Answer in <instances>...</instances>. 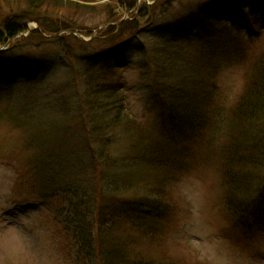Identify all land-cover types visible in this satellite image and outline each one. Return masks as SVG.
I'll return each mask as SVG.
<instances>
[{
  "label": "rangeland",
  "instance_id": "374dc122",
  "mask_svg": "<svg viewBox=\"0 0 264 264\" xmlns=\"http://www.w3.org/2000/svg\"><path fill=\"white\" fill-rule=\"evenodd\" d=\"M40 1L35 7L37 14L40 15V21L42 18L55 28H61L62 38L69 36V32H74L75 36L79 34L82 38L84 37V39L80 37L79 40L89 44L86 50L91 59L95 57V53L102 54L101 52L109 47V43L104 41L114 36L103 35L100 32L107 30L110 24L116 25L115 33L122 31L121 39H118L120 41L138 35L133 38L136 49L114 52L107 62L102 64L96 59V63L100 65L97 64L98 72L106 74L105 77H108L106 79L123 80L131 87L127 107L135 117L143 119V123H137V126L133 128L125 125L114 126L110 130L113 135V142L110 145L112 156L117 158V160L113 159L115 164L111 168L105 162H101L96 170L88 157L84 159L78 157L77 165L73 163L75 167L62 171L63 176L65 173L67 175L62 176L64 180L61 185L67 183L72 187L68 186L69 189L56 191L53 186L54 178L48 186L42 184L41 178L35 173L33 164L39 159L43 160L45 154L34 157L36 145L34 148L28 147V143L30 145L32 141H35L31 132L16 128L10 120L17 116V121L21 125L27 120L31 123L36 119L35 123H40L39 126L42 129H47L50 123L60 121L61 118L65 122L77 120L81 116L76 107L78 101L84 102L89 90L96 93L92 79L84 76V71L91 68L89 60L85 58L77 60L72 51H69L71 55L69 56L58 42L52 41L51 35L45 33L42 35L44 40L28 35L23 36L24 39H18L19 48L12 45L9 52L0 56V59L11 62L12 60L23 62L30 60L44 63L49 69V77L42 81V84L16 82L15 85H11L5 80H0V264H72L71 254H76L80 245H77L75 241L72 245L73 242L68 239L69 234L64 235L67 226L60 222L61 216H66V212L72 210V205L80 208L78 204L81 203V196L89 198L95 195L98 200L100 195L102 197L106 194L111 195L110 186L107 185L105 188L103 180H98V177H101L100 174L102 176L109 174L110 177L124 174L121 173L122 169H118L120 165L128 167L129 170L128 175L122 179V182L126 184L117 190V196L112 194L111 198H107V204L103 201L101 214L94 215V232L88 242L95 247L91 251V256L89 251L84 250V256L80 259L82 264H91L92 259L100 260L99 249L102 245L98 243L103 241V235L100 233L107 229L110 231L111 226L104 222L105 214H111V212L118 215V220L116 222L115 219L113 220L115 223L113 232H119V234L114 237L128 240L124 243L126 253L139 254L145 259L173 260L177 264H264L263 237L254 236L251 245H247L234 241L227 234L230 223L225 218V212L220 204L221 170L217 167L219 157H216L217 152H220L219 147L223 145V142L219 141L220 138L215 139L213 135L209 140L204 137L198 138L200 140L196 142L194 139L188 140L186 142L188 149H179L183 158L180 163L178 162L180 160L175 163L174 174L168 173L170 179L163 171L160 178L162 181L158 180L157 173L147 166L148 152L158 144L163 146L167 144L163 136L165 122L163 118L166 113L151 91L152 77L146 72L145 64L148 63L152 65L151 67L155 64L137 50L141 47L140 41L142 39L141 42L148 47L149 51H153L156 47L160 50L164 39L175 37L174 34L161 32L160 27L163 23L174 21L177 19L175 16L178 12L189 9L190 6L199 7L203 3L215 0H178L180 2L174 5L171 12H160L152 24L141 21L139 25L142 31L140 32L128 27L127 22L132 20L135 13L121 4V1L126 4L127 0ZM147 1L152 3L151 0ZM162 1L160 0L158 5H161ZM130 2L141 6L144 0H130ZM30 6H32L31 0H0V24L4 18H11L29 9ZM229 9V7L226 8L224 14L219 15L220 12L217 14V18L222 19L223 24L225 20L227 23L228 18H231ZM158 10L159 7L156 11ZM255 18L262 28L259 33L255 34L254 31L250 36L233 35V37L242 39L244 44H248L247 47L251 53L258 54V51H264V8L255 11ZM40 21L30 22L29 30L42 32L43 24ZM257 27L255 22L254 30H257ZM237 30L236 26L228 29L232 33ZM222 32L227 34V30L223 28ZM114 42L117 40L110 44ZM224 43H227V36ZM179 44L184 46L183 51L192 63L203 67L212 63V53L207 48L209 43L206 40L184 36L179 39ZM60 55L66 58V63L59 64L65 60L63 58L61 61ZM84 57L88 58L86 55ZM111 63L113 65L123 63L127 68L122 71L115 70V72L107 70L105 67ZM227 66L228 64H225L222 67L225 69ZM244 73V67L233 65L220 75L219 84L223 95L218 102L222 109L232 106L235 99L242 93L246 82ZM48 92L55 94V99L60 96L67 98L70 106L66 109L62 108L64 111L59 107L50 111L49 104L53 101L47 98L50 96ZM24 103L39 107L30 108V112L25 113ZM63 119L61 121L65 123ZM36 129L38 127L34 125L31 128V130ZM215 137H218L217 133ZM223 140L226 141V139ZM52 141L44 147L48 152H51V147H53L51 149L55 148L51 144ZM81 151L84 157V151ZM32 154V161H28ZM139 158L143 160L142 164L135 163ZM52 165L56 169L55 164L52 163ZM129 166L133 169H129ZM112 184L115 183L112 182ZM152 185L155 189H149ZM152 190L155 193L160 190L162 195L166 192L164 201L166 205H171L172 226H166V219L162 224L158 213L146 215L147 207L144 206L143 199L149 197ZM156 197L153 194L151 199ZM149 210L147 209L148 212ZM67 217L70 216L67 214ZM102 223L103 226L98 233L97 229ZM141 227H144V231L153 229L156 233L151 243L144 242L142 236H145V233L139 235ZM135 237L136 240L130 241ZM134 255L131 257H135Z\"/></svg>",
  "mask_w": 264,
  "mask_h": 264
},
{
  "label": "trees",
  "instance_id": "16d2710c",
  "mask_svg": "<svg viewBox=\"0 0 264 264\" xmlns=\"http://www.w3.org/2000/svg\"><path fill=\"white\" fill-rule=\"evenodd\" d=\"M38 2L41 1L31 0L32 6L29 9L1 21L0 45H5L10 40L27 34L29 32L28 24L33 21H40V15L35 10ZM125 2L131 4L130 0ZM258 2L259 4H256ZM263 2L264 0H215L203 3L195 9H184L175 16L177 19L167 21L160 27L163 34H174L173 39H164L160 50L156 47L153 51H149L146 45H142L138 49L140 54L149 57L155 64L151 67L152 65L146 63V72L152 77L150 81L151 91L166 113L165 118H163L165 121L163 136L166 138L165 143L167 142V144L164 146L158 144L148 152L147 166L153 168L157 173L158 180L162 181L160 178H162L161 172L163 171L170 179L168 173L174 174L175 163L178 160L180 163L183 158L179 149H188L186 144L188 140L194 139L196 142L203 137L209 140L213 135L215 139L220 138L219 141L223 142V145L219 147L220 152H217L216 157H219L217 167L221 170L219 188L222 195L220 204L225 212V218L230 223L227 234L234 241L247 245H251L254 236L264 238V51H258V54L251 53L247 47L248 44H244L242 39L235 36H250L254 31L255 34L259 33L251 25V20L253 21L252 8L254 5H264ZM143 5L144 8L138 11V14L135 13L132 18V27L139 25L140 19L145 18L148 19L147 24L153 23L151 14L157 12L155 11L157 5L146 6V3ZM174 5L172 0H163L159 10L165 13L163 9L168 7L166 9V13H168L171 12ZM226 6L230 7L232 17L223 24L222 19L217 18V14L219 12V15L224 14ZM40 22L43 24L42 32L35 30L31 32L30 37L44 40L43 33L53 37L62 32L61 28H55L52 24L43 21L42 18ZM232 26H236L238 30L233 33L232 31L229 32L228 29ZM122 27L124 28V26ZM222 28L227 30V34L222 32ZM115 29L114 26L100 32L103 35L109 34L114 37L104 41L109 43V47L105 48L101 52L102 54L95 53V57L92 59L87 55L86 47H89V44L82 42L74 35L64 38L53 37L52 39L53 42H58L69 56H71L69 51H72L77 60L82 58L89 60L91 68L84 71V76L92 79L96 93L89 92V90L86 100L84 102L78 101L76 107L81 116L76 117L77 120L65 122L61 118L65 123L60 119V121L50 123L47 129H42L39 126L40 123H35L36 119L32 120L31 123L27 120L21 125L17 121V116L10 120L16 128L31 132L35 141H32L30 145L28 143V147L34 148L36 145L34 154L39 156L45 154L43 160L39 159L33 164L35 173L41 178L42 184L51 183L54 178L56 190H66L64 187H62L63 189L58 187V181L63 176L62 171L70 170L73 163L77 165L78 157L81 159L88 157L96 170H98L101 161L111 168L115 163L110 147L113 142V135H111L110 130L114 126L125 125L133 128L137 126V123H143V119L135 117L127 107V98L131 92V87L128 86L127 82L115 81L114 78L108 80L106 79L108 77H105L106 74L97 70L96 59L102 61L111 53L128 48L133 42L130 38L122 39L123 41L118 40L121 39L122 34L120 32L122 31L115 33ZM233 35L235 36L233 37ZM176 36L206 40L209 43L207 48L212 53V63L210 62L206 67L192 63L183 51L184 46L179 44L180 38H176ZM225 36H227V43H224ZM46 40L50 41L49 39ZM116 40L117 42L110 44ZM18 43L17 39L13 43L14 47L19 48ZM85 55L88 58L84 57ZM63 58L65 60L59 64L67 62L66 58L60 55L61 61ZM225 64H228L225 69H229L233 65L244 67L246 82L242 93L235 99L232 106L222 109L218 102V99L223 95L219 77L225 70L222 67ZM105 68L115 72V70L122 71L127 67L120 64L115 65L114 68L111 66ZM105 68L103 69L106 70ZM48 70L44 63H36L30 60L29 62L13 60L11 62L0 59V76L4 77L6 82L11 85L25 81L41 84L44 79H41L40 76L44 77L45 74H49ZM43 87L46 89L45 85ZM48 93L50 96L47 98L53 101L49 102L50 111L56 110V107L66 109L70 106L67 98L60 96L55 99V94ZM23 106L25 113L30 112V108L39 107L38 105L32 107V104L25 105V103ZM33 125L38 129L31 130ZM169 125L170 127H168ZM215 133L218 134L217 138ZM51 141L55 148L51 149L53 148L51 147V152H48L44 147H47ZM81 150L84 151V157ZM32 158L33 154L28 158V161H32ZM142 161L139 158L135 163L142 164ZM52 163L57 166V169H54ZM180 166L182 167V164ZM127 168L120 165L118 169H122L121 173L124 174H119L116 177H110L109 174L104 176L100 174L101 177H98V180H103L105 188L107 185L110 186L111 195L106 194L102 197L99 194L98 200L95 195L89 196V198L81 196V203L78 204L80 208H75L72 205V210L65 211L66 216H61L60 222L67 226L64 235L69 234L68 239L73 242L72 245H74V241L80 245L78 252L74 255L71 254L72 264H82L80 259L81 256H84V250L89 251V256H91V251L95 246L88 240L94 232V215L96 213L101 214V207L104 202L106 203L107 198H111L112 194L117 196V190L126 184L122 182V179L129 173ZM129 169H133L132 166H129ZM65 175L67 174L65 173ZM155 180L157 181V178ZM165 185L167 186V184ZM151 188L155 189V186L152 185L149 189ZM91 192L93 193V190ZM152 192L154 190L151 191L149 197L143 199L144 206L147 207L145 213L146 215L158 213L162 224L166 219V226H168L173 219L171 220L172 216H170L171 205H166L164 201L166 192L163 195L160 190H157L160 194ZM153 194L157 197L151 199ZM147 209H150L149 212ZM67 214L70 217H67ZM113 218L116 222L118 215L113 212L105 214L104 223L111 226L110 231L107 229L100 233L103 223L97 229L98 233L103 235V241L98 243V245H102V248L99 249L101 252L100 260L92 259L91 264H129L130 259L132 260L124 247V243L128 240L114 237L119 232H113L115 228ZM143 228H140L139 235L145 233L146 238L151 239L153 231H144ZM145 236L142 238L145 239ZM132 261L135 264H158L139 256ZM169 264L177 263L172 261Z\"/></svg>",
  "mask_w": 264,
  "mask_h": 264
},
{
  "label": "bare ground",
  "instance_id": "6f19581e",
  "mask_svg": "<svg viewBox=\"0 0 264 264\" xmlns=\"http://www.w3.org/2000/svg\"><path fill=\"white\" fill-rule=\"evenodd\" d=\"M175 4L176 3H178V2H180V1H178V0H172ZM151 2H152V0H151ZM124 7H126V8H128V9H135L136 8V10L135 11H140L142 8H144L143 6L144 5H141V6H138V5H133V4H128L127 2H126V4L124 3V2H122L121 3ZM146 6H150V4H146ZM166 6H168V5H166ZM166 6H164V7H166ZM133 7V8H132ZM168 8V7H167ZM167 8H165V9H163V11L164 12H166L167 10ZM195 8H198V7H189V9H195ZM134 11V12H135ZM170 11V10H169ZM159 12V13H158ZM157 14H160V10L159 11H157V12H153L152 14H151V19L154 21V19L156 18V16H157ZM131 21H129V23L127 22V24H128V27L130 28V29H133L134 31H136V32H140V31H142L141 29H142V27L140 26V25H134L133 27H132V25H131ZM132 27V28H131ZM144 27V26H143ZM62 33V32H61ZM138 35H136V36H133L132 38H136ZM54 38H62V36H56V37H54ZM140 38V37H139ZM113 157V156H112ZM113 159L115 160H117V158H116V156L115 157H113ZM101 162H103V161H101ZM129 264H135V262L134 261H130V263Z\"/></svg>",
  "mask_w": 264,
  "mask_h": 264
}]
</instances>
